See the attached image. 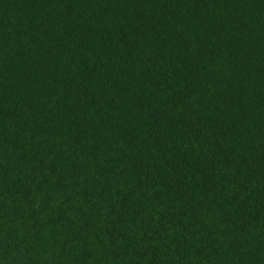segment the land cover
I'll return each instance as SVG.
<instances>
[{"label": "trees", "instance_id": "1", "mask_svg": "<svg viewBox=\"0 0 264 264\" xmlns=\"http://www.w3.org/2000/svg\"><path fill=\"white\" fill-rule=\"evenodd\" d=\"M0 264H264V0H0Z\"/></svg>", "mask_w": 264, "mask_h": 264}]
</instances>
